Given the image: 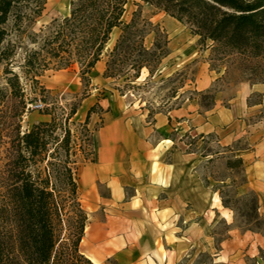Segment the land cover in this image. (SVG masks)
<instances>
[{"label": "rangeland", "instance_id": "1", "mask_svg": "<svg viewBox=\"0 0 264 264\" xmlns=\"http://www.w3.org/2000/svg\"><path fill=\"white\" fill-rule=\"evenodd\" d=\"M158 1L128 0L123 23L136 20L127 33L131 36L130 43L113 52L124 26L114 29L100 60L87 75H83L82 56L58 57L47 40L55 22L70 16L71 0H45L41 16L32 23L22 24L17 21L18 14H14L6 26L8 42L0 49V130L8 128L0 131V168L8 162L13 137L8 133L19 128L24 134L35 124L50 122L52 116L63 125L55 135L62 137L64 128H69L72 167L78 179L80 201L88 215L89 233H85L80 250L85 256L96 253L98 264H116L117 233L127 223L123 195L129 199L134 189L126 186L123 179L133 164L123 161L128 152L126 142H136L127 134L139 129L135 119L145 117L151 128L156 117L162 119L169 112L174 130L168 131L165 138H172L175 144L161 141L163 132L156 126L150 140L153 144L160 143L156 152L165 153L166 161L177 147L204 158L196 157L189 162V173H193L189 177L212 187L232 218L231 224L220 215L216 218L213 230L216 239L227 238L230 230L264 235V215L258 212L257 195L242 189L246 182L242 169L227 166L228 159L236 155L233 152L243 148L245 141L233 148L224 147L213 135L201 137L194 130L198 113L206 116L220 100L227 105L243 83L264 82V54L257 56L249 50L238 51L222 43L203 41L192 33L185 20L172 16L164 10L163 2ZM158 39L159 49L153 46ZM137 63L148 68L139 69ZM14 76L19 79L15 92L8 83ZM204 80L211 81L207 89H202L205 84L200 82ZM259 100L256 96L251 102ZM40 104L43 108L37 109ZM74 108L77 114L66 121ZM187 109L193 111L187 115ZM258 120L264 121V109L246 122ZM110 131L115 139L117 134L121 137L113 149H103L102 143ZM49 140L48 154L56 155L57 144L53 138ZM132 149L130 145L129 154L135 151ZM112 150L113 163L101 161L102 155H109ZM49 159L55 163L53 158ZM103 172L107 175L102 176ZM94 231L103 235L96 244L88 242ZM259 257L261 262L253 258L249 263H264V249ZM199 261L209 263L210 256L204 254Z\"/></svg>", "mask_w": 264, "mask_h": 264}, {"label": "trees", "instance_id": "2", "mask_svg": "<svg viewBox=\"0 0 264 264\" xmlns=\"http://www.w3.org/2000/svg\"><path fill=\"white\" fill-rule=\"evenodd\" d=\"M160 1L165 11L185 20L201 40L249 50L257 56L264 54V0H159L158 4ZM127 3L71 0L70 16L56 21L47 38L53 52L58 57L82 56L83 75L89 74L114 29L124 26L113 52L129 42L131 36L127 33L136 20L123 23ZM44 5L45 0H0V49L8 42L6 26L12 16L18 14L17 21L22 24L32 23L41 16ZM153 46L161 48L159 39ZM144 67L142 63L137 65L139 69ZM8 81L13 92L17 91L18 77ZM76 114L74 108L66 121ZM62 127L52 116L50 122L35 124L24 134L19 128L8 133L13 134L8 162L0 168V264H95L80 250L88 215L72 167L71 130L64 128L62 137L55 135ZM3 130L7 131V126ZM49 138L57 144L56 155L48 154ZM47 159L48 164L43 166ZM227 166L244 170L243 159L236 156L228 159ZM256 202L258 208V197Z\"/></svg>", "mask_w": 264, "mask_h": 264}, {"label": "crops", "instance_id": "3", "mask_svg": "<svg viewBox=\"0 0 264 264\" xmlns=\"http://www.w3.org/2000/svg\"><path fill=\"white\" fill-rule=\"evenodd\" d=\"M200 83L205 84L202 89L211 85V81ZM256 96L260 100L251 102ZM262 109L264 83H243L227 105L220 100V104L216 102L206 116L198 113L194 128L200 136L215 135L224 147L233 148L240 141H245V146L233 153L243 159L246 182L242 189L257 195L260 215H264V121L251 124L246 119L262 113ZM191 111L187 109V115ZM169 113L162 119L156 117L154 125L163 132L161 141L175 144L172 138H165L168 131L174 130ZM134 124L139 129H133L127 137L134 138L136 142H126V149L130 152L132 145L135 151L125 152L127 158L123 161V164H133L123 180L134 191L129 199L123 195L127 223L124 230L117 233L116 264H250L253 258L257 263L261 262L259 254L264 249V235L230 230L227 238L216 239L213 232L216 218L220 215L228 224L232 223V218L212 187L189 177L193 174L189 173V162L196 157L204 158L177 147L171 152V159L166 161L165 153L156 152L160 143L153 144L150 140L155 126L151 129L148 126L151 123L145 117L135 119ZM111 133L102 143L103 149H113L121 137L117 134L115 139V134ZM135 138H139L138 141ZM111 152L102 155L101 161L113 163L115 156L114 151ZM101 175L106 176L107 173ZM95 231L88 237L89 243L96 244L102 238L103 235ZM204 254L210 256L209 263L199 261ZM86 257L95 264L100 262L96 253Z\"/></svg>", "mask_w": 264, "mask_h": 264}, {"label": "bare ground", "instance_id": "4", "mask_svg": "<svg viewBox=\"0 0 264 264\" xmlns=\"http://www.w3.org/2000/svg\"><path fill=\"white\" fill-rule=\"evenodd\" d=\"M85 233L86 234L89 233V229L88 228H86ZM84 238H85V236H84ZM84 238H83V240H84ZM83 240H82V243H83ZM82 243H81V245H82Z\"/></svg>", "mask_w": 264, "mask_h": 264}, {"label": "built area", "instance_id": "5", "mask_svg": "<svg viewBox=\"0 0 264 264\" xmlns=\"http://www.w3.org/2000/svg\"><path fill=\"white\" fill-rule=\"evenodd\" d=\"M36 108H37V109H41V108H43V105H42V104L37 105Z\"/></svg>", "mask_w": 264, "mask_h": 264}]
</instances>
